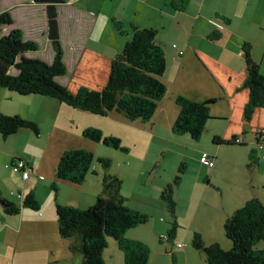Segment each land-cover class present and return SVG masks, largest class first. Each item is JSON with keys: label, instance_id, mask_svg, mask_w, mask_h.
Wrapping results in <instances>:
<instances>
[{"label": "crops", "instance_id": "obj_1", "mask_svg": "<svg viewBox=\"0 0 264 264\" xmlns=\"http://www.w3.org/2000/svg\"><path fill=\"white\" fill-rule=\"evenodd\" d=\"M63 1L58 6V20L67 73L57 79L60 84L73 94L82 87L102 90L108 83L112 61L131 39V28L137 26L158 31V40L168 58V72L163 78L168 92L149 123L130 121L116 111L100 118L57 99L38 95L4 103L8 94H2L0 112L37 122L41 134L36 135L28 129H22L9 137L0 134V264L82 263L83 255L73 249L79 240L60 237L56 208L58 205L81 210L91 207L102 193L103 174L93 166L88 175L100 180L97 197H94L85 193L86 188L90 187L91 178L87 177L81 185L60 181L57 179V167L67 150L81 148L96 152L99 143L82 136L83 131L90 127L101 130L105 136L121 139L127 149V158L131 160V164H125L122 174L117 171L123 181L121 193L127 198L129 208L142 213L146 211L134 207L131 197L132 194H140L135 193V190H127L130 181L135 182L146 172L151 177L153 171L159 168L155 176L162 180L161 193L172 184L169 177H163L166 172L164 161L159 162L157 159L147 168L138 169L147 162L154 146L165 155V159L169 156L167 165L175 161L180 165L185 164L182 162L186 159L189 163H200L199 171L196 172L193 165L190 170H186L173 191L175 218L192 238L194 233H200L205 240L208 239L209 244L220 242L223 246L221 230L224 231L226 220L253 198H258L264 204V195H252L240 181L230 178L217 180L221 173L225 176L231 174L226 172V160L222 165L217 164L221 159V149L212 146H222L215 143L216 138L230 140L226 136L231 120L236 121L234 123L242 127L238 129L243 130L242 134L231 133L232 138L241 139L246 146L254 140L257 144L259 139V127L250 136V141L240 135H248L252 123L264 118L263 109H257L249 122L243 113L249 101V92L244 89L247 77L245 44H251L252 57L264 74V0H190L187 9L182 12L173 10L167 0ZM5 11L10 12L14 23L3 28L0 35L8 34L13 29L21 30L25 40L38 44L35 53L43 57L34 59L52 64L55 51L49 37L46 5L35 3L34 0H0V13ZM116 23L122 24L124 35L117 29ZM174 44L177 45L176 49L173 48ZM179 50L183 51V55L179 54ZM13 95L9 98H15L16 95ZM178 96L196 101L217 99L211 107L213 119L204 133V143L210 145L203 148L205 152H216L210 156L215 162L213 167L201 161L205 152L197 150V143L192 142L194 140L189 142L182 138L184 135L173 132L180 114V107L175 101ZM225 120L228 126L226 132L221 133L223 127L218 122ZM137 147L140 152L146 149L147 156L137 153ZM255 153L254 147L248 148L238 162H242V166L251 164ZM16 158H23L32 166L34 172L28 180L13 170ZM151 190L158 193L160 198L134 196L135 203L138 200L141 205L148 207H153L151 199L157 201L156 204L159 201L166 203L161 199L158 186ZM30 194L36 197L38 210L23 207L24 200ZM3 200L21 206L19 213H7ZM161 207L160 204L159 207H153L159 208L156 215L159 223L154 225L152 237L136 230L139 227L129 230L127 237L151 247L152 239L163 234L162 222L166 210ZM225 245L227 249L228 244ZM186 254L189 255L190 251ZM153 255L151 252L148 264H170L167 249ZM181 255L183 257V253ZM175 256L179 260L176 253ZM104 260L107 264H113V257L106 258L105 252Z\"/></svg>", "mask_w": 264, "mask_h": 264}, {"label": "trees", "instance_id": "obj_2", "mask_svg": "<svg viewBox=\"0 0 264 264\" xmlns=\"http://www.w3.org/2000/svg\"><path fill=\"white\" fill-rule=\"evenodd\" d=\"M44 4L48 10L49 37L55 51L52 64L42 59L26 57L29 52L38 51V44L25 40L19 29L0 35V89L21 96L38 95L57 99L70 107L106 117L116 111L130 121L149 123L155 116L160 102L167 95L168 87L164 76L168 72V58L164 47L158 40V31L154 28H131L132 37L126 43L123 51L111 64V72L107 85L102 90H92L82 87L77 93H71L68 88L58 82L65 76L67 67L64 62V51L60 42L58 6L63 0H34ZM190 0H167L175 11H185ZM14 23L9 11L0 13V34L3 28ZM117 29L124 35L121 23H116ZM244 57L247 77L244 89L249 92V101L244 107V118L251 121L257 109H264V74L261 67L252 57L250 43L244 46ZM180 107L173 132L176 135H188L194 141H200L204 136L209 121L213 119L211 107L217 102L212 98L196 101L184 96L176 98ZM22 129L31 130L36 135L41 134L40 125L22 118L19 115H5L0 112V134L9 137ZM259 133L257 145L264 151V142ZM83 137L96 143L103 142L107 146L127 152L121 139L105 136L96 128H87ZM233 137L230 140L215 139V143L226 146L245 147L244 141ZM256 156L252 163L258 164ZM21 158H16L18 160ZM96 157L86 149L67 150L60 158L57 167V179L75 185L83 184L92 172ZM102 165L103 190L95 203L88 209L81 210L70 206L58 205L57 217L59 234L62 239L77 238L79 244L74 250L83 255L81 264H107L104 252L108 248L109 239H114L124 253L125 264H148L149 247L127 237L129 230L149 222V216L128 207L127 198L122 193L123 181L115 174L109 173L111 160L98 158ZM29 164V163H28ZM31 166V165H30ZM32 167V166H31ZM185 164H181L173 183L168 185L161 194V199L167 203L171 215L175 218L176 203L173 191L185 173ZM20 174V173H19ZM1 198V194H0ZM6 212L18 214L21 206H15L3 200ZM23 207L32 210L39 209V203L33 194L26 197ZM176 219V218H175ZM169 236L177 233L179 225L173 219ZM224 230L232 248L225 251L219 243L207 245L200 233H194L193 246L205 254L207 264H264V249H256L264 243V204L253 198L231 215L225 222Z\"/></svg>", "mask_w": 264, "mask_h": 264}, {"label": "rangeland", "instance_id": "obj_3", "mask_svg": "<svg viewBox=\"0 0 264 264\" xmlns=\"http://www.w3.org/2000/svg\"><path fill=\"white\" fill-rule=\"evenodd\" d=\"M29 58H38V57H43L41 56L39 53H35V52H29L28 54ZM5 92V94H8V96L6 97L7 100H3L4 103H8L11 101H20L22 100L21 97H26V96H21L15 93H11L6 89H0V101H2V94ZM11 94L16 95L15 98H9V96H11ZM13 95V96H14ZM12 104H14L12 102ZM261 112H264V109L261 110ZM100 117V116H99ZM103 118V117H100ZM233 121V122H232ZM259 121V120H258ZM236 121L231 120V123L228 125H231L228 127L227 129V136L228 138L226 139H231V133H237V134H242L241 131H243L242 129H238V128H242L241 126H238V123H234ZM219 125H221V127H223V129H221V133L226 132V126L227 125V120H225L224 122H218ZM257 127H259L258 133L260 132L261 134H264V118H261V120L259 122H253L248 135H246L245 137L243 135H240L241 137H243L244 139L247 138L248 141H250V136H253V132L255 129H257ZM83 136V133H82ZM264 136V135H263ZM262 136V137H263ZM182 138H185L187 140H192L191 137L184 135ZM264 138V137H263ZM204 136L201 138L200 141H192V142H196V148L197 150H200L202 152H205L206 150H203L204 147L210 145L209 143H204ZM254 140V137H253ZM253 145V146H252ZM97 150L94 153L95 157H96V161L94 162V167L98 168V170L101 172V175L104 174L102 165L97 161L98 158H104V159H109L111 160V169L109 171V173L111 174H115L117 175L118 172L119 174H122V171L124 170V166L125 164H131V160L129 158H127L128 154L127 152H123L121 150L115 149L114 147H110L105 145L103 142L97 144ZM213 147H219L221 149V159L218 161V159H216V162L218 161V165H222L224 163V161L226 160V172L230 173L231 175H227L225 176L223 173L219 174L217 180L221 181V180H227L230 178L240 181V183H242V185L245 186L246 189H249L252 192V195H257V194H261V196L264 195V151L259 149V146L256 144L255 140L252 144H249L246 147H241L239 148V146H226V145H222V146H217V145H212ZM250 147H254L256 150L255 156L257 157V161L258 164H254L250 167V164H245L242 166V162H238V159H240L242 157V155L246 154V151L248 148ZM81 149V148H80ZM137 153H140L141 156H147L146 153V149H144L143 152H140L139 147H137L136 149ZM133 153V152H132ZM208 153L210 156L215 155L216 152L213 154L211 152H205ZM157 159H159V162L164 161V166L166 167V172L164 173L163 177H165V179H168V177L171 179L172 183H173V178L174 175H177V171H178V167L180 164H178L176 161L173 164L167 165L169 162V156L167 157V159H165V155L161 154L158 147H153L152 150H150L149 152V157L147 159V162L144 163L143 165L139 166L138 169H142V168H147L148 166H150L153 161H157ZM182 163L186 164V167L184 168L185 172L186 170H190L191 166H194V170L197 172L199 171L200 168V163L197 162H191L189 163V160H184ZM193 163V164H192ZM163 169V167L161 168V170ZM157 170H159V168H156L153 173L152 176L149 177V172H146V174L144 176H139L138 180L134 181H130L129 185L127 186V190L131 191V190H135V193L140 194V195H134L136 198H143V196H150L152 198H160V196H158V193L152 191L151 189L155 186L159 187V194L161 193V182L162 180L159 179L157 176H155ZM118 171V172H117ZM143 171V170H141ZM192 172V171H190ZM118 176V175H117ZM119 177V176H118ZM89 179V184L90 187L86 188L85 193H90L92 196L97 197L96 192L98 191V182L100 180L95 179V176H88ZM87 178V179H88ZM121 180L122 178L119 177ZM86 179V180H87ZM153 179H155V181H153ZM162 194V193H161ZM133 194H132V202L134 203V207L140 208L144 211H146V213H148L147 215L149 216V222L147 224L144 225H140L138 229L136 230H140L143 234H145L147 237H152L153 234V227L154 225H158L159 222L156 221V215L158 213V209L154 208V206L159 207V204L162 206V208H164L166 210V215L163 216V222L162 224V236H157V239H152V246L149 247L150 252H153L155 256L157 254V252L162 251V249H167L168 252V260L170 264H207L206 263V257L205 254L199 252L197 249L194 248L192 242H193V238L191 237V234L188 233V231L184 228L182 229V226L180 224L179 228L177 230V233L174 235H172L171 237L169 236V231L172 229L173 225V219L174 221L176 220L173 215H171L168 205L166 203H163L161 201H159V204H156L157 201L153 202L152 199L150 200L152 203L153 207H148V206H144L141 205L138 200L135 203V198H134ZM157 199V200H158ZM97 200V198H96ZM142 207V208H141ZM87 209V208H86ZM145 213V214H146ZM158 216V215H157ZM137 228V227H136ZM135 229V228H134ZM167 230H169L167 232ZM187 231V232H186ZM151 234V235H150ZM221 235L224 236L223 237V246L220 242H217L220 244V246L225 250V251H229L232 248V243L229 239H227L226 234H225V230L222 232L221 230ZM130 239V238H129ZM112 241H110L108 248L105 250V254H106V258H109L110 256L113 257V264H116L118 262V264H125V259H123V255L124 253L122 252V250L120 249L118 242L114 239H110ZM114 240V241H113ZM132 240V239H131ZM205 240V239H204ZM136 241V240H135ZM112 242V243H111ZM207 245H210L208 242V239L205 240ZM228 244V248H226V243ZM180 243V244H178ZM178 244V245H177ZM212 244V243H211ZM179 245L182 246V248L179 247ZM225 247V248H224ZM178 248V249H177ZM173 249L175 250V253L177 254L178 258L175 256V253L173 251ZM256 249L262 250L264 249V243H260L257 245ZM190 251V254L187 255L186 252ZM181 253H183V257H181ZM174 254V255H173ZM175 256V257H173ZM178 260V261H177Z\"/></svg>", "mask_w": 264, "mask_h": 264}, {"label": "built area", "instance_id": "obj_4", "mask_svg": "<svg viewBox=\"0 0 264 264\" xmlns=\"http://www.w3.org/2000/svg\"><path fill=\"white\" fill-rule=\"evenodd\" d=\"M173 48H177V45H173ZM180 55H183V51L179 50L178 51ZM236 142H241L239 139L236 140ZM201 161L208 165L209 167H213L214 166V159L210 157L209 154L207 153H203L202 157H201ZM13 170L15 172H18L22 175V178L24 180H28L30 178V176L33 174V169L32 167L23 159H18L14 162V164L12 165ZM22 196L20 195L19 198H21ZM180 248H182L181 245H179Z\"/></svg>", "mask_w": 264, "mask_h": 264}]
</instances>
